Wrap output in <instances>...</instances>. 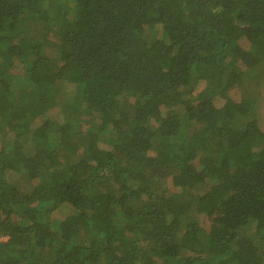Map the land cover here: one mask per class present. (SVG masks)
<instances>
[{"label": "trees", "instance_id": "16d2710c", "mask_svg": "<svg viewBox=\"0 0 264 264\" xmlns=\"http://www.w3.org/2000/svg\"><path fill=\"white\" fill-rule=\"evenodd\" d=\"M264 0H0V264H264Z\"/></svg>", "mask_w": 264, "mask_h": 264}, {"label": "built area", "instance_id": "2783aa9c", "mask_svg": "<svg viewBox=\"0 0 264 264\" xmlns=\"http://www.w3.org/2000/svg\"><path fill=\"white\" fill-rule=\"evenodd\" d=\"M0 239L1 240H6V237L1 236Z\"/></svg>", "mask_w": 264, "mask_h": 264}, {"label": "rangeland", "instance_id": "374dc122", "mask_svg": "<svg viewBox=\"0 0 264 264\" xmlns=\"http://www.w3.org/2000/svg\"><path fill=\"white\" fill-rule=\"evenodd\" d=\"M261 119H263V118H261ZM264 120V119H263Z\"/></svg>", "mask_w": 264, "mask_h": 264}]
</instances>
